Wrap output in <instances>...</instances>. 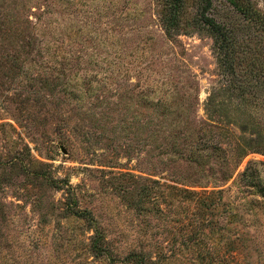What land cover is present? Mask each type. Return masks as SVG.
I'll return each instance as SVG.
<instances>
[{
  "label": "rangeland",
  "instance_id": "obj_1",
  "mask_svg": "<svg viewBox=\"0 0 264 264\" xmlns=\"http://www.w3.org/2000/svg\"><path fill=\"white\" fill-rule=\"evenodd\" d=\"M212 5L261 42L227 0ZM196 12L188 0L170 37L161 0H0V264H128L133 251L264 264V193L239 184L264 138L238 128L264 137V112L238 114L230 134L207 121L222 77ZM240 135L258 142L237 162ZM95 228L110 254L93 250Z\"/></svg>",
  "mask_w": 264,
  "mask_h": 264
},
{
  "label": "trees",
  "instance_id": "obj_2",
  "mask_svg": "<svg viewBox=\"0 0 264 264\" xmlns=\"http://www.w3.org/2000/svg\"><path fill=\"white\" fill-rule=\"evenodd\" d=\"M161 1L164 31L170 37L178 35L183 30L182 21L186 15L188 0ZM194 1L197 4V12L189 26L191 25L194 30L207 32L213 39L222 77L218 89L215 88L207 97L206 118L211 125H216L220 130L230 134L231 131H226L229 127L225 126L237 124L238 114L242 117L253 118L254 113L256 116L259 115L257 109L259 113L264 112V16L250 0H227L235 12L257 25L254 26L261 35V42L251 45L252 38L246 41L239 40L233 25L217 21L215 15L210 13L213 0ZM185 28L188 29V27ZM234 105H236L235 108L232 107ZM249 127L248 123L238 126L243 134H249L258 139L264 138L262 132L254 129L249 131ZM232 136L229 135L227 138L231 140ZM256 140L249 141L243 135L237 137V145L232 150L237 155V162L246 157L249 152H253L252 144L257 143ZM239 181V184L247 188L248 192L264 193V163L251 161L241 173ZM155 183L158 184L157 181ZM181 192L189 193L187 190ZM217 193L221 194V191ZM208 198H213V195H209ZM205 206L211 209L215 204L212 201ZM73 213L78 217L89 216L81 210L73 211ZM94 230L93 250L97 255L110 254L111 251L103 236V231L99 228ZM126 261L128 264H163L159 261V257L155 259L145 251L131 252L127 255Z\"/></svg>",
  "mask_w": 264,
  "mask_h": 264
}]
</instances>
